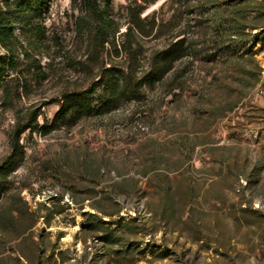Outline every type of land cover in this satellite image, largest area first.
Returning <instances> with one entry per match:
<instances>
[{"label":"rangeland","instance_id":"rangeland-1","mask_svg":"<svg viewBox=\"0 0 264 264\" xmlns=\"http://www.w3.org/2000/svg\"><path fill=\"white\" fill-rule=\"evenodd\" d=\"M0 78V264H264V0H0Z\"/></svg>","mask_w":264,"mask_h":264},{"label":"trees","instance_id":"trees-1","mask_svg":"<svg viewBox=\"0 0 264 264\" xmlns=\"http://www.w3.org/2000/svg\"><path fill=\"white\" fill-rule=\"evenodd\" d=\"M89 4H90V6H91V9H93V11H94V13H95V16H96V18L97 19H99L101 22H103V23H105L106 21V19H105V16H103V14H102V11H100V8H98V6L95 4V3H93V2H90L89 1ZM102 27L103 26H99L98 27V37L101 35V31H102ZM106 41L105 40H103V43H105ZM0 83H1V78H0ZM27 128L26 127H24V129H21V131H24V130H26ZM20 131V132H21Z\"/></svg>","mask_w":264,"mask_h":264}]
</instances>
